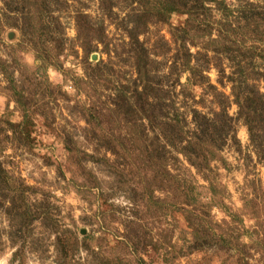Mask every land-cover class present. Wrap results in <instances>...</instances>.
Masks as SVG:
<instances>
[{
    "label": "rangeland",
    "instance_id": "374dc122",
    "mask_svg": "<svg viewBox=\"0 0 264 264\" xmlns=\"http://www.w3.org/2000/svg\"><path fill=\"white\" fill-rule=\"evenodd\" d=\"M145 83L176 147L122 109ZM246 87L264 94V0H0V264H264ZM200 123L218 140L180 153Z\"/></svg>",
    "mask_w": 264,
    "mask_h": 264
},
{
    "label": "trees",
    "instance_id": "16d2710c",
    "mask_svg": "<svg viewBox=\"0 0 264 264\" xmlns=\"http://www.w3.org/2000/svg\"><path fill=\"white\" fill-rule=\"evenodd\" d=\"M172 3V1H171ZM183 5H181L179 2H175L172 3L171 9L166 8L165 12L167 13H162L160 12L161 15H166L169 16V14H171L172 12L178 11V7L181 8ZM187 6V5H185ZM78 17L76 18L78 25H79V29H85V28H90V26H88V23H86V15L85 14H78ZM82 28V29H81ZM99 37L102 35V32H100ZM88 37H86L87 39ZM85 45V52L87 53V51L89 49H86ZM142 54L143 56H145V54H143L142 51H140L139 55ZM190 61L187 60V64L189 65ZM136 69L138 71V73L140 74V78H143V76L145 75L147 77V73H145V64L143 63L142 59L140 57H137L136 59ZM190 66V65H189ZM245 83V82H244ZM147 86V87H146ZM124 89H127L126 86H123ZM144 89L141 91H138L137 89H135V95L136 97L134 98L133 96V100L135 101V106L131 105L130 102L128 101V99H130L128 97V93L127 92H122V97H121V101H122V109L124 110V113L129 112L134 114L136 117L140 116V120L143 123L142 127L143 130L140 131V128L137 132V134H139V138L141 137L142 133L144 132V129L146 128V125L149 127V129L154 130L155 126L158 127H162V130H165L167 132H162V135L166 138L167 141L166 144H164L165 146H171V147H176L175 142H174V138L172 137V134L170 133L171 130L170 129L171 126L167 125L166 122L159 120L158 118H156L155 116V103H153V100L150 101L149 98L153 97L156 98L154 100L160 99L159 97V92L157 89H155V87L153 88L150 85H147V83L144 84ZM247 91L246 93L243 94H237V103L239 105V114L240 116L245 120L247 126H248V130L250 132V134L252 135L254 140H257V136L254 137L253 133H255L254 129V121H258L260 123H256L258 128H261V135H260V139L264 138V94L261 93L258 89L256 90H249L246 87ZM195 116H197V114L195 113ZM221 122H219L216 118V121L214 122H210L208 119H206V117H200V115L198 116L199 119L206 121L207 124L211 123V127L212 129H215V131L217 133L222 132V130L224 129V131L226 129H232V119L230 118V116H228L226 113L221 114ZM263 121V122H262ZM203 128V124H199L198 128L195 130L194 133L191 134V137H189V142H188V146H184L182 147L180 153L186 155L188 154L187 152H191L194 149H189V147L193 146V145H200L203 143L206 144H211L213 142H215V140H218L216 137L219 136L216 133L210 132L209 128L202 129ZM161 130V129H160ZM223 131V132H224ZM137 136V137H138ZM164 146V147H165ZM163 147V148H164ZM206 147V145H205ZM212 147V146H210ZM196 148V146L194 147ZM207 148V147H206ZM208 149V148H207ZM210 149V148H209ZM206 155L204 154V157ZM167 178L170 181H173L176 179L175 176L170 175L169 173H167Z\"/></svg>",
    "mask_w": 264,
    "mask_h": 264
}]
</instances>
